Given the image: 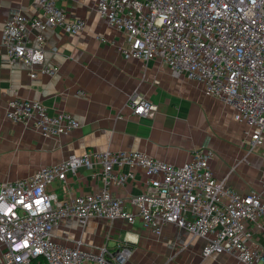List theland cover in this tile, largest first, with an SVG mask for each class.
<instances>
[{
    "label": "built area",
    "instance_id": "obj_1",
    "mask_svg": "<svg viewBox=\"0 0 264 264\" xmlns=\"http://www.w3.org/2000/svg\"><path fill=\"white\" fill-rule=\"evenodd\" d=\"M60 0H37L39 13L27 17L14 12L4 22L0 42L11 60L45 66L42 30L60 27L76 34L82 18H70ZM96 12L120 31V50L126 57L158 58L174 72L203 86L204 93L233 108L234 119L248 126L249 149L264 156V0H97ZM36 30L32 44L28 29ZM129 103L136 114L151 115L156 105L142 96ZM5 117L24 123L42 136L65 133L78 125L66 110L49 113L39 100L12 98ZM213 151L199 147L181 165L161 161L137 150L86 151L68 154L15 180H0L1 264H126L133 253L126 237L97 247L83 248L81 239L70 246L55 240L53 229L66 218L85 224L92 218L108 222L137 219L152 235L174 225L202 238V255L228 252L243 264H264V251L253 238L264 231V196L257 190L241 192L214 175L209 167ZM138 164L149 179L128 202L114 196L108 185L122 184L127 174L114 166ZM100 165L105 184L86 193L58 196L56 178L80 167Z\"/></svg>",
    "mask_w": 264,
    "mask_h": 264
},
{
    "label": "crops",
    "instance_id": "obj_2",
    "mask_svg": "<svg viewBox=\"0 0 264 264\" xmlns=\"http://www.w3.org/2000/svg\"><path fill=\"white\" fill-rule=\"evenodd\" d=\"M96 1L58 2L68 17L84 19L85 28L76 34L60 27L42 30L44 65L53 67V74L35 67L36 74L31 77V69L22 61L11 60L0 42V180L28 176L71 153L137 150L181 165L195 149L205 147L213 151L209 167L215 176L225 178L241 192L257 190L264 196V156L249 149L248 126L234 119L233 108L206 95L201 84L174 72L158 58L143 61L124 56L119 48L124 41L122 33L96 12ZM14 12L38 15L37 0H0V35ZM35 33L28 29L34 45ZM136 95L156 105L153 114L134 113L129 100ZM12 98L39 100L51 114L69 111L78 125L59 135L42 136L29 125L5 117ZM114 170L126 173V180L122 184L111 182L108 187L114 196L125 200L126 209L132 210L128 199L144 189L149 175L138 164L114 166ZM103 176L100 165L80 167L56 178L52 188L60 197L86 193L107 186ZM76 220L63 219L53 229L55 240L74 246L81 239L83 248L107 242L97 234L94 239L99 243L90 245ZM136 222L140 223L137 219L131 225ZM94 231L92 225L85 224L84 235L89 237ZM253 238L264 251V231L255 230ZM199 241L203 246V239ZM198 251L196 247L191 252L194 258ZM218 253L207 256L203 264H243ZM126 264H132L130 258Z\"/></svg>",
    "mask_w": 264,
    "mask_h": 264
},
{
    "label": "rangeland",
    "instance_id": "obj_3",
    "mask_svg": "<svg viewBox=\"0 0 264 264\" xmlns=\"http://www.w3.org/2000/svg\"><path fill=\"white\" fill-rule=\"evenodd\" d=\"M76 221L81 224L83 239L92 246L99 243V241L97 242L98 239H94L97 237V234L100 235L101 241L109 238L108 242L112 244L114 239L127 237L128 232L135 233L136 239L131 243V246H133V253L130 257L132 264H203L205 262L206 257L201 252L202 246H200V238L197 236L191 237L185 231L174 225H169L161 236L156 237L141 222H136L134 225H131L129 223L124 224L123 222L118 223L117 221L108 222L100 218H92L86 223L92 225L95 231L88 237L84 235L86 223L82 224V222ZM196 247L199 251L196 252L198 254L194 258L191 252ZM219 253L236 258L228 252Z\"/></svg>",
    "mask_w": 264,
    "mask_h": 264
},
{
    "label": "bare ground",
    "instance_id": "obj_4",
    "mask_svg": "<svg viewBox=\"0 0 264 264\" xmlns=\"http://www.w3.org/2000/svg\"><path fill=\"white\" fill-rule=\"evenodd\" d=\"M134 238H135V233H132V232L127 233V240L135 241Z\"/></svg>",
    "mask_w": 264,
    "mask_h": 264
}]
</instances>
